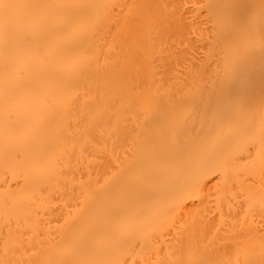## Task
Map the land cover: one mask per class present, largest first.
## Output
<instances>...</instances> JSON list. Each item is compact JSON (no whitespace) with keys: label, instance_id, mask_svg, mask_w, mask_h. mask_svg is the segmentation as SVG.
Segmentation results:
<instances>
[{"label":"bare ground","instance_id":"obj_1","mask_svg":"<svg viewBox=\"0 0 264 264\" xmlns=\"http://www.w3.org/2000/svg\"><path fill=\"white\" fill-rule=\"evenodd\" d=\"M0 264H264V0H0Z\"/></svg>","mask_w":264,"mask_h":264}]
</instances>
